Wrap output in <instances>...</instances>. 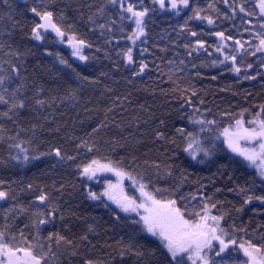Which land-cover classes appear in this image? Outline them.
I'll return each mask as SVG.
<instances>
[{"label":"trees","instance_id":"obj_1","mask_svg":"<svg viewBox=\"0 0 264 264\" xmlns=\"http://www.w3.org/2000/svg\"><path fill=\"white\" fill-rule=\"evenodd\" d=\"M36 2L0 0V68L4 70L0 74L9 72L12 64L21 68L20 77L6 86L11 91L23 83L20 96L26 101L25 108L20 109L17 115L9 113L12 119L0 115V125H3V130H0V160H9L10 154L15 156L16 150L10 145L21 140L40 141L41 152L49 146L63 145L68 148V155H75L74 146L80 140H87L99 151L89 153L81 148L76 163L100 156L114 160L125 157L130 163L131 157L135 156L136 166L155 187L175 189L179 186V194L189 197L190 207L198 208L203 197L212 196L214 202H220L213 214H225L224 228L231 231L233 226L246 227L248 234L243 238L254 241L264 233V202L254 199L244 205L245 196L238 192V188H245L248 190L245 195L264 196V184L255 168L243 163L242 157L233 153L222 137L216 138L215 129L206 128L203 134L204 146L210 149L211 155L204 157L201 153L196 159L184 151L186 143L179 136L176 144L155 138L157 129L164 131L169 138L174 136L176 128L197 130L190 124L189 116L196 120L216 119L222 127L229 122L221 118L222 112L259 111L258 106L264 104V80H243L222 70L211 75L209 71H199L197 64L193 68L194 61L187 59L174 39L169 38L171 31L163 30L156 20L148 31L147 40L143 44L137 42L138 47L134 49L137 63L144 60L149 67L142 76L133 77L134 68L126 67L117 55L120 49H125L124 35L131 32L128 21L124 22V33L116 26H113L111 34L98 27L111 19H119L116 6L108 0H55L57 8L65 13L66 23L74 26L72 30L77 37L91 44L90 48L84 49L83 55L88 59H77L50 35L43 42L31 39L30 29L35 18L29 9ZM101 7L105 9L103 16L97 12ZM90 16L95 23L89 21ZM109 40L112 43H107ZM45 48L59 53L71 67L48 56ZM141 48L147 49L143 55L140 54ZM17 52L23 55L18 57ZM81 77L88 79L82 80ZM177 87L191 91H174ZM40 88L43 92L37 95ZM185 96H191V104L185 102ZM37 99L45 103L37 105ZM4 111L7 107L0 103V112ZM249 113L245 114V119H251ZM101 123L104 127L93 133L92 129ZM17 132L19 137L10 139L16 137ZM77 137L79 139H75ZM29 155L36 153L30 152ZM0 180L5 182L6 190L18 193L14 202L0 201V226L5 223V211L13 203L28 206L34 198L27 191L21 192L27 184L51 186L55 182L57 188L64 185L62 193H53L65 217L63 224L57 221L55 230H60L77 243L81 236L87 234L90 243H78L75 256L63 248L57 251L53 245L57 255L50 264H83L84 259L99 261L100 264H143L126 249L121 256L124 245L119 242L123 240L127 244L133 229L126 223L115 222L112 211L115 206L110 202L109 208H105L102 201L86 197L88 187L99 192L102 184L79 176L75 163L57 164L51 157H40L26 166L12 162L8 166L0 165ZM192 196L196 199L192 200ZM242 206L243 210L237 212ZM125 215L120 213L121 221ZM8 223L12 225L13 232L23 229L25 235L30 232L34 235L31 227L25 228L30 224L27 214L16 220L10 218ZM89 226L95 231L89 232ZM52 230L49 226L42 235ZM154 240L149 236L134 243L155 248Z\"/></svg>","mask_w":264,"mask_h":264},{"label":"snow or ice","instance_id":"obj_2","mask_svg":"<svg viewBox=\"0 0 264 264\" xmlns=\"http://www.w3.org/2000/svg\"><path fill=\"white\" fill-rule=\"evenodd\" d=\"M108 2L114 6L118 4L119 19H111L98 27L101 30L107 29L111 34L113 26L118 27L119 31L124 33L126 20L134 25L132 31L124 35L130 46L120 49L117 53L126 67L134 68L133 77L145 73L149 67L144 60L137 63L134 59V49L137 42L143 44L147 40L148 24L146 20L150 14L171 10L174 14L179 15L183 9L190 7L189 0H151L150 6L145 5L144 0H139L138 5L131 2L126 3V0H108ZM222 2L228 5L231 10V13L227 11L223 13L225 19H234L237 13H245L248 25H252V27H245V32L250 34L251 40L241 42L239 39L234 40L232 35H225L223 31L215 32L212 35L219 40L213 47L215 52L221 54L223 58L213 60L212 65L221 64L227 67L226 62L230 61L231 71L239 73L241 69L237 63L238 56L241 61H244L247 56L255 57L257 53H260L261 66L264 67V0H247L251 5V10L246 6V3L235 5L229 3V0H222ZM209 7L211 8L212 5ZM29 11L35 18L30 29L31 39L43 42L49 34H54L58 42H67L71 48L72 56L78 57L80 60L88 59L82 53L83 49L90 48L91 44L77 37L72 30L74 26L66 23L65 13L57 8L55 0H37ZM216 11L219 12V9ZM97 12L103 16L104 7L97 9ZM191 12L192 15L188 16L180 26L182 32H187L189 37L195 38L194 43L184 45L186 49H189V56L193 51H207L206 41L198 38L197 32L188 26L189 21L203 20L209 25L215 24L212 16L201 15L203 12L201 8L192 7ZM253 16L258 21L256 25H253ZM88 19L95 23L93 17L90 16ZM257 27L259 31H255ZM229 41L233 42L231 46L228 44ZM107 43H112V41L109 40ZM146 51L147 49L141 48L140 54L143 55ZM45 52L48 56L58 59L60 64L71 67L59 53L52 52L47 48H45ZM16 55L21 57L23 54L17 52ZM106 55L109 54L106 53ZM171 63L172 61H169V64ZM245 66L251 68L252 64L249 63ZM196 67L194 64L193 68ZM73 71L75 70L73 69ZM2 72L4 70L0 68V73ZM20 74L21 68L16 64L11 65L9 72L0 74V103L7 107V111L0 112V115L9 119H12L9 113L17 115L18 111L26 106L25 99L20 96L21 89L24 87L23 83L16 85L11 91L6 86L11 84L15 78L20 77ZM102 75H106V73H102ZM196 75H199V72ZM244 78L249 79L247 76ZM81 79L87 80L88 78L81 77ZM169 80H172L171 76H169ZM174 91L187 92L191 89L177 87ZM42 92L43 88L38 89L37 95ZM184 100L191 104L192 98L185 96ZM35 102L37 105L45 103L40 99ZM200 103L203 104V100ZM258 108L259 111L255 113H249L248 109H242L239 113L227 111L220 113L222 119L229 121L222 127L216 119L201 118L196 120L189 116L190 124L197 130L188 131L186 128H176L174 136L169 138L164 131L157 129L155 138L176 144V137L179 136L185 140L184 151L196 159L201 153L204 157L211 155L210 149L204 146L203 134L206 128L215 129L216 138L222 137L227 147L242 157L243 163L255 168L262 184H264V104L259 105ZM196 111L199 112L198 109ZM208 111L210 114V110ZM246 113H249L251 119H245ZM200 115L203 117V114ZM160 124L163 125L164 121L161 120ZM35 127L36 125H33V128ZM103 127L104 124L101 123L98 127L93 128L92 132L98 133ZM0 130H3V125H0ZM56 130L58 131V129ZM19 135L20 133L17 132L16 137H10V139L16 140ZM40 143L33 139L13 143L10 147L16 150V155L11 156L10 154L9 160H0V165L8 166L10 163L16 162L20 166H26L34 160H39L40 157H51L56 160L57 164L69 161L75 163L79 176L89 181L96 179L98 174H111L114 179H106L101 191H93L91 187H88L85 194L89 200L102 201L105 208H109V202H111L115 205V209L112 210L115 222L126 223L127 227L133 229L129 234L127 244H124L123 240L119 242L124 245L121 249V256L124 255L126 249L142 260L143 264H264V233H261L254 241L252 238H243L248 234L246 227L236 228L233 226L231 231L224 228L222 222L225 219V214L223 212L220 215L213 214L220 202H214L212 196L203 197L198 208L190 207L189 197L179 194V186L175 189L155 187L136 166L135 156L131 157L130 163L126 161L125 157L114 160L108 156L94 157L76 163L81 148L91 153L99 151L98 147L95 144L90 146L87 140H80V143L74 146L75 155H68V148L63 145L49 146L46 151L41 152ZM30 152H35L36 155L30 156ZM158 167L159 165H157ZM125 181L128 182L127 186ZM4 185L5 182L0 180V201H16L18 193L6 190ZM63 189V184L57 188L55 182L51 186L39 184L34 186L33 183H29L26 188L21 189V192L27 191L34 198L29 201L28 206L13 203L12 207L5 211V223L0 226V264H50V260L57 255V252L53 251V245L56 246L57 251L63 248L69 255L75 256L78 243L79 245L90 243L87 234L81 236L77 243L74 239L62 234L60 230H55L57 221L63 224L65 217L53 193H62ZM247 191L245 188H238V192L245 196L244 205L250 204L254 199L264 202V196L245 195ZM191 199L195 200L196 197L192 196ZM242 210L243 206L237 209V212ZM120 213L127 214L123 221H121ZM25 214L30 220V224H26L25 228L31 227L34 235L31 232L29 235H25L23 229L18 233L13 232L12 225L8 223L10 218L16 220ZM49 226L54 230L47 231L46 235H42V231ZM65 227L67 228V225ZM137 229L138 231H136ZM94 231L92 226H89V232ZM30 236L31 238H29ZM149 236L155 238V248L134 243L137 239H148ZM83 264H100V262L84 259Z\"/></svg>","mask_w":264,"mask_h":264},{"label":"flooded vegetation","instance_id":"obj_3","mask_svg":"<svg viewBox=\"0 0 264 264\" xmlns=\"http://www.w3.org/2000/svg\"><path fill=\"white\" fill-rule=\"evenodd\" d=\"M128 2L137 5L139 4V0H126V3ZM189 3L190 7L183 9L179 15L174 14L171 10L157 11L155 14H150V17L146 20V23L148 24V31L150 32V27L155 24L154 20L157 22L159 21L163 30L171 31L172 34H170L172 36L170 35L169 38L174 39L173 42L177 44V47L183 52L184 56L190 61L193 60L201 72L204 71L207 73V71H209V74L213 75V73L222 70L229 76L236 75L237 77H241L243 80H264V67L261 66L262 57L260 53H257L255 57L247 56L244 61H241L240 57L238 56L237 63L241 69L239 73L231 71L230 61L226 62L228 65L227 67L221 64L212 65L211 63L213 60H219L223 58L221 54L215 52L213 47V45H216L219 40V38L212 35L215 32L223 31L225 35H232L234 40L239 39L241 42L251 40L250 34L245 32V27H252V25H248L245 13H237L234 19H225L223 13L226 11L231 13V10L228 8V5L222 2V0H189ZM229 3H234L235 5L246 3V6L249 8V10H251V5L247 2V0H229ZM144 4L150 6L151 0H144ZM209 5H212V7L210 8ZM115 6L119 9L118 4ZM192 7H199L203 9L201 15L212 16L215 20V24L209 25L203 20L189 21L188 26L193 31L197 32L198 38L206 41L205 47L207 49V51H193L192 55L189 56V49H186L184 45L186 43H194L195 38L189 37L187 32H182L180 26L184 23V20L188 16L192 15ZM217 9H219V12L216 11ZM252 21L253 25L258 24L255 16L252 17ZM127 24L130 26L132 31L134 25L130 21H128ZM255 31H259V28L257 27ZM123 41L125 44V46H123L124 48L130 46L126 39ZM253 42L255 43V41ZM228 44L231 46L233 42L229 41ZM249 63L252 64L251 68H247L245 66ZM206 66H209V68L207 69ZM142 75L143 74L140 76ZM245 76L249 77V79H245ZM252 77H254V79H252Z\"/></svg>","mask_w":264,"mask_h":264},{"label":"rangeland","instance_id":"obj_4","mask_svg":"<svg viewBox=\"0 0 264 264\" xmlns=\"http://www.w3.org/2000/svg\"><path fill=\"white\" fill-rule=\"evenodd\" d=\"M61 45H63V46H65L69 51H70V53H71V48H70V46L67 44V42L65 41L64 43H61ZM85 49V48H84ZM84 49H83V53L82 54H84ZM75 57V56H74ZM77 59H79L78 57H76ZM245 146H247V145H245ZM106 179H114V177L111 175V174H105V173H102V174H98V176H97V178L96 179H94V180H92L93 182H96V183H101L102 185H101V190H102V188H103V184H104V181L106 180ZM125 184H126V186H127V184H128V182L127 181H125ZM100 190V191H101ZM111 203V202H110ZM113 205V204H112ZM115 206V205H114Z\"/></svg>","mask_w":264,"mask_h":264},{"label":"water","instance_id":"obj_5","mask_svg":"<svg viewBox=\"0 0 264 264\" xmlns=\"http://www.w3.org/2000/svg\"><path fill=\"white\" fill-rule=\"evenodd\" d=\"M49 35H51V36H54V37H55V35H54V34H49Z\"/></svg>","mask_w":264,"mask_h":264}]
</instances>
